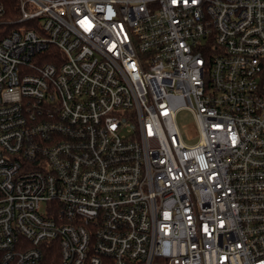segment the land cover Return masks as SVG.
Wrapping results in <instances>:
<instances>
[{
	"label": "built area",
	"instance_id": "1",
	"mask_svg": "<svg viewBox=\"0 0 264 264\" xmlns=\"http://www.w3.org/2000/svg\"><path fill=\"white\" fill-rule=\"evenodd\" d=\"M5 14L0 264H264V0Z\"/></svg>",
	"mask_w": 264,
	"mask_h": 264
},
{
	"label": "rangeland",
	"instance_id": "2",
	"mask_svg": "<svg viewBox=\"0 0 264 264\" xmlns=\"http://www.w3.org/2000/svg\"><path fill=\"white\" fill-rule=\"evenodd\" d=\"M178 123L182 133L187 137L188 142H194L197 134V127L194 116L190 110H181L178 114Z\"/></svg>",
	"mask_w": 264,
	"mask_h": 264
},
{
	"label": "trees",
	"instance_id": "3",
	"mask_svg": "<svg viewBox=\"0 0 264 264\" xmlns=\"http://www.w3.org/2000/svg\"><path fill=\"white\" fill-rule=\"evenodd\" d=\"M5 8H6V14L5 18H13L18 16V1L19 0H0ZM14 25L6 26V30L9 31L11 28H13ZM1 196V193H0ZM45 264H54L53 258L51 256L46 257V263Z\"/></svg>",
	"mask_w": 264,
	"mask_h": 264
}]
</instances>
